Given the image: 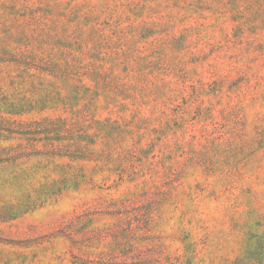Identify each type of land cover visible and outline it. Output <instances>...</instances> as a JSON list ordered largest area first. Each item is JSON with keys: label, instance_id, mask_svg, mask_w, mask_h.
<instances>
[{"label": "rangeland", "instance_id": "374dc122", "mask_svg": "<svg viewBox=\"0 0 264 264\" xmlns=\"http://www.w3.org/2000/svg\"><path fill=\"white\" fill-rule=\"evenodd\" d=\"M0 103L50 130L0 133V206L67 185L0 264H264V0H0Z\"/></svg>", "mask_w": 264, "mask_h": 264}, {"label": "trees", "instance_id": "16d2710c", "mask_svg": "<svg viewBox=\"0 0 264 264\" xmlns=\"http://www.w3.org/2000/svg\"><path fill=\"white\" fill-rule=\"evenodd\" d=\"M2 103H0V113L4 114L5 117H7L6 125L0 126V133L6 132L7 136L6 139H10V137H19V138H25L26 140L34 139L36 141H42V139H48L50 137V130L47 128H33L29 129L28 126L24 128V124H27L28 120L21 118L24 114H26L29 109H33L32 106H26L24 107L22 104L17 103H10V108L7 109H1ZM101 121V120H99ZM17 124L23 125L20 127H14ZM13 126V127H11ZM97 126H95L96 129ZM98 128V127H97ZM35 131V132H32ZM53 132V131H52ZM89 143L90 145H95L97 142L95 140H88L84 139ZM57 141L60 143H63V140L61 138H58ZM70 158L71 161H74L77 159L75 156L68 154L66 155ZM63 154H60L59 157H66ZM84 159V158H80ZM1 163V162H0ZM59 165V164H58ZM62 181V184H59L57 182ZM65 177L62 179H59L57 181H53L52 186L49 183L42 182L40 184V188L35 191L34 198L28 196L22 199L21 201L18 200L16 203L7 202L0 206V221H8L13 220L16 218L21 217L23 214L30 212L32 210H35L38 206L44 205L50 198L60 195L66 188L67 185L64 184ZM50 184V185H49ZM77 187V184L75 185Z\"/></svg>", "mask_w": 264, "mask_h": 264}]
</instances>
